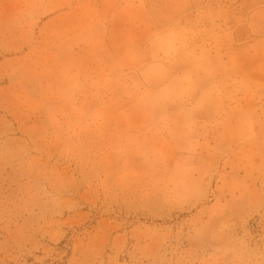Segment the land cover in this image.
Segmentation results:
<instances>
[{"label": "rangeland", "instance_id": "obj_1", "mask_svg": "<svg viewBox=\"0 0 264 264\" xmlns=\"http://www.w3.org/2000/svg\"><path fill=\"white\" fill-rule=\"evenodd\" d=\"M0 264H264V0H0Z\"/></svg>", "mask_w": 264, "mask_h": 264}, {"label": "clouds", "instance_id": "obj_2", "mask_svg": "<svg viewBox=\"0 0 264 264\" xmlns=\"http://www.w3.org/2000/svg\"><path fill=\"white\" fill-rule=\"evenodd\" d=\"M180 42V36L172 31L157 33L150 38V43L156 53L164 56L173 54Z\"/></svg>", "mask_w": 264, "mask_h": 264}]
</instances>
